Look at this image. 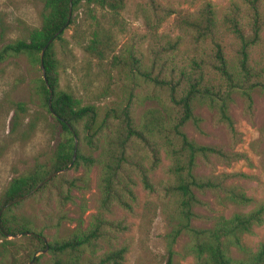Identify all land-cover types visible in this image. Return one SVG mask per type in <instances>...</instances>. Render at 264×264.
<instances>
[{
	"label": "trees",
	"instance_id": "1",
	"mask_svg": "<svg viewBox=\"0 0 264 264\" xmlns=\"http://www.w3.org/2000/svg\"><path fill=\"white\" fill-rule=\"evenodd\" d=\"M183 1L191 3L194 0ZM262 1L241 0L243 6L231 1L220 14L209 0H202L190 14L154 0H145L143 6L139 3L145 28L140 38L144 42L148 62H143L141 56L129 50L131 54L125 64H129L131 82L140 88L138 80H135L139 79L145 85L138 93L142 94L140 98L156 101L157 107L145 110L136 122L133 99H130L137 94H133L132 86L125 103L119 108H111L100 118L93 105L80 106L70 93L54 88L57 57L53 42L63 39V31L71 23L70 16L67 18L69 4L70 13L80 3L117 13L124 8L125 0H43L38 30L32 31L27 39L18 38L1 46L0 61L8 55L21 54L38 64L40 50L60 30L42 55L44 77L51 90V110L47 107L48 89L42 78H39V92L47 112L60 125L62 132L48 159L13 176L0 194V209L4 206L0 212V237L19 235L32 246L22 260L13 256L2 264H26L30 260V264H37L39 255L33 257L32 254L45 246L51 254L50 264H121L125 246L110 247L95 256L97 241L111 235V230L120 231L118 229L121 228L119 223L107 219L104 213L110 211L114 202L129 208L128 200L134 199L132 174L139 177L143 187L152 188L148 173L159 164L161 153L169 162L165 172L170 178L162 186L163 195L170 200L165 201L163 207L168 226L164 234L165 264H175L172 245L180 235L186 236L183 254L191 255L195 264H264V242L250 251L241 240L243 234L263 222L264 202L245 212H232L227 217L222 214L203 215L199 211L207 207L208 203L201 198L205 194H210L215 204L242 207L253 202V198L247 196L239 185L228 182L231 177L242 176V173H205L198 170L199 167L214 170L216 163L229 164L245 158V155L226 150L218 143H199L184 130L186 125H190L202 133V117L195 109L205 107L212 113L215 125L226 131L230 143L238 140L239 133L229 112L233 96L242 97L247 110L251 108L254 89L264 96ZM171 14L176 35L158 34L155 29ZM228 43L233 44L230 53ZM93 44L91 50L95 47ZM16 110L24 111L22 102L17 103ZM67 124L77 137V125L80 124L84 142L75 149ZM99 136L103 144L97 155H93ZM92 166L98 168V205L91 224L82 228L78 212L83 211V203L78 204L79 211L72 209V212H77L74 218L68 216L65 205L75 204L73 190L88 188ZM68 169L79 173L67 177L65 170ZM56 170L61 171L32 191ZM41 190L51 191L59 208L54 220V234L49 241L44 239L42 231L29 216L14 210L20 199L6 205L22 195L29 197ZM66 220H74L75 225L70 228L63 225L64 230L59 229ZM195 221L201 223L195 224ZM231 248L237 252L236 256L232 255Z\"/></svg>",
	"mask_w": 264,
	"mask_h": 264
},
{
	"label": "rangeland",
	"instance_id": "2",
	"mask_svg": "<svg viewBox=\"0 0 264 264\" xmlns=\"http://www.w3.org/2000/svg\"><path fill=\"white\" fill-rule=\"evenodd\" d=\"M201 1L187 3L183 0H154L155 3L180 9L186 14L192 13ZM209 1L218 14L231 1L243 6L241 0ZM262 2L264 4V0ZM139 3L142 6L146 4L145 0H125L124 8L117 13L80 3L70 13L71 23L63 31V39L53 42L57 57L55 90L70 93L80 106L93 105L99 118L111 108L121 107L131 86L133 94H137L130 99H133L136 122L145 110L157 107L156 101L140 98L142 94L138 93H141L145 85L139 79L135 80H138L140 88L131 82L129 64H125L131 53L141 56L143 62H148V54L140 38L145 33V28ZM42 4L43 0H0V47L18 38L27 39L32 31L38 30ZM173 19V14L166 16L155 29L156 32L164 36L176 35ZM261 38L264 47V27ZM94 41L97 42L93 44ZM92 44L95 47L91 50ZM232 45L227 44L228 53ZM39 78H42L39 63L31 61L27 55H8L0 61V194L13 176L26 171L35 163L47 160L61 138V127L47 112L39 92ZM251 95L250 110L246 109L245 101L239 95H234L233 102L229 105L235 129L239 133L238 140L233 144L226 131L215 125L212 113L205 107L195 109L202 117V133L195 131L190 125L184 127L187 135L199 143H218L226 150L239 151L245 155V158L233 160L229 164L216 163L214 170L202 167L198 170L205 173H242V176L231 177L228 182L239 185L247 196L253 198V202L242 207L215 204L213 197L205 194L201 198L208 203L207 207L199 209L203 215L222 214L227 217L232 212H245L259 202H264V96L257 89ZM18 102L23 103V112L16 110ZM77 130L79 137L75 136L76 147L84 142L80 124L77 125ZM95 144L97 148H93V155H97L103 144L100 136ZM168 163L161 153L159 164L148 173L151 189L143 187L139 177L132 174L134 184L131 185V190L134 199L125 198L129 202V208L114 202L110 205V211L104 213L107 219L119 223L121 228L118 229L120 231L111 230V235L97 241L96 257L110 247L125 246L121 264H165L164 234L168 226L163 207L165 201L170 200L163 195L162 186L170 179L165 172ZM97 171V166L91 167L88 188L73 190L75 204L65 205L68 216L74 218L77 212H72V209L79 211L78 204L83 203V211L78 212L82 228L91 224L92 215L97 210ZM78 173V170H65L67 177ZM20 200L14 210L29 216L42 231L44 239L51 240L54 220L59 213L53 193L41 190ZM63 225L70 228L75 225V221L66 220L59 229L64 230ZM5 239L0 237V264L8 262L13 256L22 260L32 248L19 235L7 236ZM185 240L186 236L180 235L172 245L175 264H195L191 255L182 252ZM241 240L250 251L256 250L264 242V220L260 225L253 226L249 233L243 234ZM231 253L237 255L234 248H231ZM36 255H39L37 264L51 263V254L47 250L40 249L32 254L33 257Z\"/></svg>",
	"mask_w": 264,
	"mask_h": 264
},
{
	"label": "water",
	"instance_id": "3",
	"mask_svg": "<svg viewBox=\"0 0 264 264\" xmlns=\"http://www.w3.org/2000/svg\"><path fill=\"white\" fill-rule=\"evenodd\" d=\"M69 16H70V4H69V7H68V15H67V18H69ZM67 22H68V19L66 20V24H67ZM59 31H60V30H59ZM59 31H56V32L52 35V37H51L50 39H48V41L45 43L44 47L40 50V53H39V67H40V71H41V77H42V79H43L44 84L46 85V88L48 89L47 107H48L49 110H51V108H50L51 90H50V88H49V86H48V84H47V82H46L45 77H44V69H43V64H42V55H43V51H44L45 47L47 46V44H48V43H49V42H50V41H51V40H52V39H53V38L59 33ZM67 125H68V124H67ZM68 128H69V130L71 131V133H72V135H73V142H74V149H75V146H76V139H75V136H74V134H73V132H72V129H71V127H70L69 125H68ZM73 157H74V150H73V156H72V159H73ZM60 171H61V170H56V171L52 172L50 175H48L47 177H45L41 182H39V183H38V184L32 189V191L35 190V189H37V188L41 185L42 182L48 180L50 177H52L53 175H55L56 173H58V172H60ZM30 192H31V191H30ZM24 196H25V195H22V196L16 198L15 200L6 203V205H9L10 203H12V202H14V201H17V200L23 198ZM6 205H5V206H6ZM3 207H4V206H3ZM3 207H1L0 211L2 210ZM44 250H46V246H45ZM30 263H31V260L28 261L26 264H30Z\"/></svg>",
	"mask_w": 264,
	"mask_h": 264
}]
</instances>
